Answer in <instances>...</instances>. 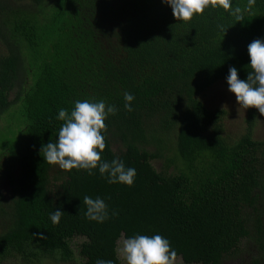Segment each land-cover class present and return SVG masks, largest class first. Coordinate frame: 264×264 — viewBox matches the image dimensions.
Listing matches in <instances>:
<instances>
[{"label":"trees","instance_id":"trees-1","mask_svg":"<svg viewBox=\"0 0 264 264\" xmlns=\"http://www.w3.org/2000/svg\"><path fill=\"white\" fill-rule=\"evenodd\" d=\"M256 39L264 0H231L189 21L161 0H0V264H124L119 242L135 234L168 239L173 262L264 264L258 110L247 109L245 133L232 139L226 112L199 97L230 67L247 77ZM101 99L117 109L101 158L135 168L131 186L98 169H60L40 151L56 141L59 109ZM85 195L105 200L107 220L85 217Z\"/></svg>","mask_w":264,"mask_h":264},{"label":"clouds","instance_id":"clouds-1","mask_svg":"<svg viewBox=\"0 0 264 264\" xmlns=\"http://www.w3.org/2000/svg\"><path fill=\"white\" fill-rule=\"evenodd\" d=\"M172 10L177 20L189 21L195 14H201L208 7L221 6L229 9L231 0H161ZM238 12V9L234 10ZM249 66L245 79H240L238 69L233 66L228 69L226 83L228 91L235 95L237 103L244 109L255 108L264 114V39L253 40L247 47ZM124 108L132 111V101L135 97L130 92L123 94ZM114 105L106 104L101 99L76 100L74 107L68 111L59 109L57 119L62 121L55 142L49 141L42 145L43 159L60 169L71 171L87 170L89 175L93 169H98L108 183H121L131 186L137 175L136 169L126 167L120 158L110 162L102 160L101 153L105 149V137L102 134L106 128L105 120L109 115H115ZM83 204L86 206L85 217L97 223H103L109 218L108 205L101 197L85 195ZM63 211L56 208L50 214L53 224L59 223ZM112 215H116L115 211ZM124 264H173L176 251L171 248L168 239L159 234L152 236L135 234L125 238L120 246ZM96 264H113L111 260L98 259Z\"/></svg>","mask_w":264,"mask_h":264},{"label":"rangeland","instance_id":"rangeland-1","mask_svg":"<svg viewBox=\"0 0 264 264\" xmlns=\"http://www.w3.org/2000/svg\"><path fill=\"white\" fill-rule=\"evenodd\" d=\"M4 48L0 44V53H4ZM203 103L210 109H222L226 112L224 119L225 135L232 139L241 137L246 130L247 109L240 107L237 103L235 95L228 91V85L226 81H221L212 86L206 93L199 96ZM11 125H15L12 121ZM254 139L258 141H264V114L258 112L257 123L255 127ZM123 239L119 242V254L123 260V256L120 252V246ZM124 261V260H123ZM4 264H68L55 261L53 259H45L42 261H33L26 263L20 258L11 259ZM70 264H79V261H75ZM173 264H183L181 260L173 262Z\"/></svg>","mask_w":264,"mask_h":264}]
</instances>
